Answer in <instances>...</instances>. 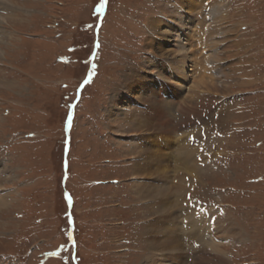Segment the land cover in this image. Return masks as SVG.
I'll use <instances>...</instances> for the list:
<instances>
[{"label":"rangeland","instance_id":"374dc122","mask_svg":"<svg viewBox=\"0 0 264 264\" xmlns=\"http://www.w3.org/2000/svg\"><path fill=\"white\" fill-rule=\"evenodd\" d=\"M1 1L10 12L0 11V167L13 181L1 190L0 264L149 261L148 237L171 220L133 187L130 138L148 133L144 118L164 123L151 134L158 143L179 133L200 152L184 161L180 145H159L172 151L152 158L168 163L167 177L143 178L168 187L180 229L210 217L208 247L189 235L196 257L176 264H264V0ZM177 25L191 29L192 66L175 85ZM116 95L132 102L115 114ZM144 96L156 99L154 114Z\"/></svg>","mask_w":264,"mask_h":264},{"label":"bare ground","instance_id":"6f19581e","mask_svg":"<svg viewBox=\"0 0 264 264\" xmlns=\"http://www.w3.org/2000/svg\"><path fill=\"white\" fill-rule=\"evenodd\" d=\"M188 1L193 2V0H179L178 4L177 3L176 4H177V6L178 5H184L186 7L188 5L187 4ZM0 4H4V3H2V1H1ZM4 7L0 5V11L7 12L8 10H10L9 7H7V6H6V8H4ZM7 8H9V9H7ZM174 9L178 11L179 7L175 6ZM9 12L10 11H8V13ZM155 23L157 25H159V22H154L153 24H155ZM187 29H189V31H188L189 33L186 35ZM175 30H182L181 34H178L177 37L174 38V39H176L175 47L178 51H177V55H174V59L173 60L170 59L172 62L169 63L170 72H175V75L171 77L170 81L176 85V84H178L179 79H181V80L186 79V77L188 76V75L186 76V73H187V71H189V66H192V64H190V60H189V58H190L189 55L191 53V49H190L191 48V42H189V41H191L192 34H191V29L187 28V26H185V25H180V26L177 25ZM184 30L186 32H184ZM199 31H201V29H199ZM166 32H170V29L168 28ZM183 35L186 36V38ZM198 35H199V32H198ZM195 37H198V36H195ZM184 40H185V42H183ZM197 43H200V40H198ZM179 55L184 57V58H182V59L178 58ZM152 63L155 65V67L157 68L158 71H161L162 63L159 60H154ZM135 77H136L135 85H138L139 88H141V90H142L145 86V82H147V78L140 76L139 73L135 74ZM196 80H197V83L205 85L204 87L207 89L218 90L219 85L217 83L212 82L211 81L212 79L210 80V79H204L203 77L202 78L200 77L199 79H196ZM7 84L9 86L14 85L13 83H8V82H7ZM221 89L224 90L223 86H221ZM167 95H169V93H167ZM120 97H122V95H116V96H113L112 100H111L110 106L113 108L112 112L113 113L115 112V114L118 111L126 110V107L129 106V103L132 102V101H130L131 99H129L130 97L129 98L126 97L127 99H125V103H122L121 105H119L118 102L120 101ZM144 98L146 101H148L150 103V106L148 105L149 107H146V111L149 110V111H151V114H154L155 111L159 108L156 106L157 105L156 99H154L153 97H150V96H144ZM160 108H161V111L166 116H168L169 118H171L173 120L174 109H173V107H171L169 105V102L167 101V99H166L163 107H160ZM218 109H220V108H218ZM116 110H117V112H116ZM158 112H160V110ZM115 114H113V115H115ZM160 118H162V117L160 116ZM146 119H147V117H146ZM147 120H151V121H146L144 124V121H145V118H144L143 122H140V123H142V125H144L146 127L145 131L148 130V133H146L144 136L135 134V135H133L134 136L133 139L130 138V141L132 143V151L136 155L134 157L135 162H134V164L132 163L133 164V175L131 178H133V181H134L133 187H134V190H137L139 192V194L142 196L143 199L148 200V203H149V201L152 204L157 202V205H155L156 208L161 209L162 211H164V213H167L166 216H168V219L171 220V223H169L171 226H169V227L167 226L166 230L163 232H161V230H159L157 233H155V231L153 230V233L150 234V236L147 239V241L149 242V247L147 249H149V251H150V255L148 256L149 261H145L142 264H163L164 262H169V263H164V264H176L179 261H182L184 257H186L188 259L191 258L194 260L196 256L195 257L193 256V251L195 250V246H198V245H196V243H195L196 241L193 240L195 238H193L189 235H193V234L197 233L198 236L202 239V240L198 239L199 241H201L200 246L202 247V246L206 245L208 247V245H207V244H209V243H207L208 239H206L205 237H207V235H208L207 226H208V223L210 221L209 215L202 212L201 214L196 215L193 218L194 220H192L189 224H186L184 222V225H186V227L184 228L181 226V229H180L178 225H181V222L179 221V224L175 225L176 221L174 218H172V215H171L173 213V211L172 212L168 211L169 208H171L170 207L171 205L165 204L164 195L166 194L168 187H165L163 185L162 186H160V185H158V186L147 185L146 183H144L143 178L149 179V177H150L149 173L152 175L156 174V175H159L161 177H165L167 175V173L169 172L168 163H166V162L161 163V161H158V160L156 161V163H153L154 160L152 161V158H156V157L159 158L160 155L163 158V160L165 161L172 154V151L167 152L166 150L157 149V147L159 145L162 146V148H166L167 146L171 147L173 144H176L177 146L180 145L183 149L184 161L191 160L190 158H192V160H195L194 158L196 156H198L200 154V152H198V153L196 152V149H195L196 143L195 144L193 143L192 146L190 145V143H189L190 138L188 137V135H186L187 138L181 139V138L177 137L179 133H175V134H171V135L169 134V135H167L166 139H163L164 137H162L161 142H165V146L162 143L161 144L158 143L156 141V136L154 134H153V136H151V134L153 131L162 130V127H164V123H159V122H157V120H155L153 118L147 119ZM169 126L170 125H168V127ZM183 135H185V134H183ZM198 147L199 146H197V148ZM174 149H175V147H174ZM196 153H197V155H196ZM176 154L179 155V152L177 151L176 153H173V155H176ZM150 163H153L156 165L152 164L153 166H149ZM174 165H176V164H174ZM11 172H12L11 169L8 170L7 166H5L4 168L0 167V207L4 206L8 202L7 195H5L4 193H1V192H3L1 190L7 189V186H10L9 184L13 181L12 177L11 178L5 177L3 173H6V175H7V174H11ZM154 178H156V177H154ZM158 180H160V179H158ZM157 199H159V201ZM172 205H173V203H172ZM180 205H181V203H179V206ZM186 205H187V203H186ZM192 207H194V206H192ZM192 207H191L189 212L192 211ZM195 211H197V210H195ZM158 212H160V211H158ZM163 217H165V216H163ZM165 220H167V219H165ZM167 223H166V225H167ZM161 229H163V228H161ZM157 237H159V238L161 237L163 239L160 240ZM182 241H183V243H182ZM203 242H204V245H202ZM185 244H187L186 246H191L190 251L188 253L186 252V254H184V251H183V248L185 249ZM214 251H216V249H214ZM167 254H168V258L165 260V258H166L165 255H167ZM199 259H200V261H197V262L193 261L191 264H212L213 263V262H209V259L208 260L204 259L202 256H200ZM196 260H198V259H196ZM210 260H212V259H210ZM184 262H186V261H184Z\"/></svg>","mask_w":264,"mask_h":264},{"label":"snow or ice","instance_id":"6c2138e0","mask_svg":"<svg viewBox=\"0 0 264 264\" xmlns=\"http://www.w3.org/2000/svg\"><path fill=\"white\" fill-rule=\"evenodd\" d=\"M101 7H103V5H101Z\"/></svg>","mask_w":264,"mask_h":264}]
</instances>
